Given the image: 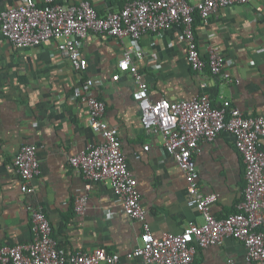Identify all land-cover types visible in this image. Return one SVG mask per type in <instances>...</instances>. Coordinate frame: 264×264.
Here are the masks:
<instances>
[{
	"label": "crops",
	"instance_id": "crops-1",
	"mask_svg": "<svg viewBox=\"0 0 264 264\" xmlns=\"http://www.w3.org/2000/svg\"><path fill=\"white\" fill-rule=\"evenodd\" d=\"M42 4L44 0H37ZM80 0H59L78 3ZM128 0H91L101 15L121 9ZM195 5L200 0H187ZM23 0H0L10 8ZM203 57L209 45L219 46L227 59L229 82L209 69L195 73L186 57L179 28L162 38L144 35L139 41L90 33L83 44L86 72H77L58 50L57 41L18 48L0 34V247L33 240L30 207H40L49 218L58 247L66 254L99 247L118 253L119 264H150L127 259L139 243L144 227L127 215L110 181L95 183L90 191L69 159L89 143L99 142L90 127L87 105L74 89L87 78L94 93L107 104L106 119L117 125L129 169L138 181L147 222L152 233H181L190 223L201 225L204 216L188 205L187 181L174 157L164 150L163 134L148 133L135 98L134 78L119 70L127 49L135 53L152 99H190L206 93L214 105L230 100L247 116H264V0L234 4L213 14L206 23L195 22ZM121 74L119 80L113 77ZM38 147L41 173L33 181L34 193L22 190L14 159L24 144ZM149 146V149H146ZM202 193L218 195L212 213L223 218L238 211L246 187L245 165L235 139L223 131L212 142L203 141L194 153ZM88 196L83 214L75 201ZM245 245L234 238L198 248L192 264H264L248 261Z\"/></svg>",
	"mask_w": 264,
	"mask_h": 264
},
{
	"label": "built area",
	"instance_id": "built-area-1",
	"mask_svg": "<svg viewBox=\"0 0 264 264\" xmlns=\"http://www.w3.org/2000/svg\"><path fill=\"white\" fill-rule=\"evenodd\" d=\"M252 1L200 0L191 5L187 0H128L121 9L101 15L91 0L78 3L44 0L42 4L37 0H23L10 8L0 6V34L18 48L57 41L60 54L71 61L77 72L84 73L88 60L83 54V44L90 33L110 35L122 42L126 37L139 41L148 34L162 38L168 30L179 28L192 70L203 74L209 69L213 75L232 83L234 79L226 71L227 59L219 46L209 45L207 58L203 57L195 34V13L207 23L223 8ZM133 53L142 56L139 49H127L118 67L135 80L134 95L143 127L148 133L164 135V150L174 157L186 177L188 205L200 211L205 221L201 225L190 223L181 233H165L161 237L152 233L138 181L123 151L119 127L107 121V104L94 93L95 81L87 78L82 86L75 87L74 96L87 105L90 127L100 141L89 143L69 163L81 173L88 191L95 183L110 181L124 212L142 222L144 231L140 243L126 258H140L150 264H192L199 247L234 238L245 245L248 261L264 263V116H247L230 100L214 105L206 93L177 101L152 99L149 84ZM113 78L119 80L121 74L116 73ZM223 131L233 135L242 155L246 187L244 198L237 205L238 211L218 218L212 213L218 195L202 193L194 153L201 142H212ZM14 164L22 179V190L34 193L33 181L41 173L37 145H22ZM87 203V195L78 197L76 211L83 214ZM30 210L33 240L1 246L0 264H119L121 261L120 254L103 247L64 253L43 209L30 207Z\"/></svg>",
	"mask_w": 264,
	"mask_h": 264
},
{
	"label": "trees",
	"instance_id": "trees-1",
	"mask_svg": "<svg viewBox=\"0 0 264 264\" xmlns=\"http://www.w3.org/2000/svg\"><path fill=\"white\" fill-rule=\"evenodd\" d=\"M198 19H200L201 20V18H200V16H199V14L198 13H195V22H196V20H198ZM210 71V70H209ZM211 72V71H210Z\"/></svg>",
	"mask_w": 264,
	"mask_h": 264
}]
</instances>
